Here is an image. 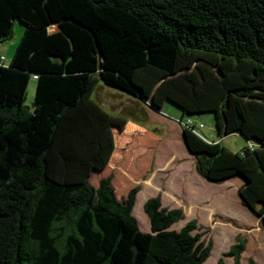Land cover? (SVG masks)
Wrapping results in <instances>:
<instances>
[{"label":"trees","instance_id":"1","mask_svg":"<svg viewBox=\"0 0 264 264\" xmlns=\"http://www.w3.org/2000/svg\"><path fill=\"white\" fill-rule=\"evenodd\" d=\"M16 21L24 26L16 52L9 65L0 56V264L210 256L195 220L171 229L183 213L160 196L144 203L151 232H143L132 213L139 186L118 199L111 176L91 182L116 149L101 83L159 112L180 108L198 173L215 183L242 177V203L264 225V0H0V43ZM201 114L214 116L219 138L248 144L233 151L208 138L194 119Z\"/></svg>","mask_w":264,"mask_h":264},{"label":"rangeland","instance_id":"2","mask_svg":"<svg viewBox=\"0 0 264 264\" xmlns=\"http://www.w3.org/2000/svg\"><path fill=\"white\" fill-rule=\"evenodd\" d=\"M24 26L16 21L13 36L0 43V56L9 65L21 41ZM98 102L114 115L113 129L116 149L107 168L94 173L91 182L112 177L118 199L127 196L131 188L139 186L133 215L143 232H151V223L144 203L160 196L162 206L180 209L183 218L171 226L181 229L191 220L197 222L194 233L205 244L211 243L210 256L203 264H235L229 255L232 246L244 242L240 264H264V225L259 217L242 203L239 195L244 179L236 177L220 183L211 182L197 171L196 159L183 141L182 111L168 103L156 111L145 103L118 89L100 84ZM36 82L31 80L26 105L32 109ZM94 99L95 95L93 96ZM195 120L204 123L200 132L210 139H220L233 151L248 143L238 134L219 138L213 115L201 114ZM189 120L187 119V122Z\"/></svg>","mask_w":264,"mask_h":264},{"label":"water","instance_id":"3","mask_svg":"<svg viewBox=\"0 0 264 264\" xmlns=\"http://www.w3.org/2000/svg\"><path fill=\"white\" fill-rule=\"evenodd\" d=\"M250 209V208H249ZM251 210V209H250Z\"/></svg>","mask_w":264,"mask_h":264}]
</instances>
